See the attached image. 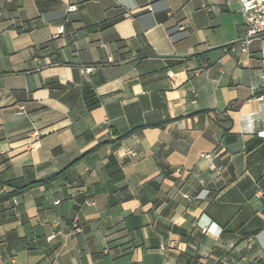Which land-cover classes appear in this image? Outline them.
Wrapping results in <instances>:
<instances>
[{"label":"crops","instance_id":"1","mask_svg":"<svg viewBox=\"0 0 264 264\" xmlns=\"http://www.w3.org/2000/svg\"><path fill=\"white\" fill-rule=\"evenodd\" d=\"M241 8L0 0V264H264V34L229 48Z\"/></svg>","mask_w":264,"mask_h":264},{"label":"built area","instance_id":"2","mask_svg":"<svg viewBox=\"0 0 264 264\" xmlns=\"http://www.w3.org/2000/svg\"><path fill=\"white\" fill-rule=\"evenodd\" d=\"M242 3L241 12L244 17L245 21V33L244 35L239 38L238 40H235L231 44H229V48L233 51L240 50L242 53L250 54L251 53V47L253 42L260 38L264 34V0H240ZM77 9V5L71 3L69 5L68 10L69 11H75ZM62 27L59 28V31H62ZM88 71L91 70V68H87ZM169 77L176 79V73L174 71H171L169 73ZM40 138L41 134L38 130L33 131V139L31 140L29 147L30 148H36L40 146ZM217 172L220 174L224 171L225 166L224 165H218L215 167ZM182 171L181 167H177L175 172L180 173ZM202 183L204 181L202 180ZM186 197H189L186 194ZM60 199H58L56 202L60 203ZM76 230H80L78 224H75ZM208 226H204V230H208ZM54 235L48 236V238H52Z\"/></svg>","mask_w":264,"mask_h":264},{"label":"trees","instance_id":"3","mask_svg":"<svg viewBox=\"0 0 264 264\" xmlns=\"http://www.w3.org/2000/svg\"><path fill=\"white\" fill-rule=\"evenodd\" d=\"M147 125H154V124H149V123H148ZM131 133H132V132H129V133H127V134H125V135H122V136H120V137L123 138V137H125V136H127V135H129V134H131ZM67 169H68V168L63 169L62 171H60L59 173L55 174V175L52 176L51 178H48V179H46V180H42V181H39V182H36V183L30 184V185H27V186H25L24 188H22L21 191H24V190L30 188L32 185H35V184H37V183H47L48 181H52L53 179L59 177L61 174H63L65 171H67ZM16 193H18V190L13 191L12 193L7 194V195H5V196H3V197H0V201H2V200H4V199H7V198H10V197L16 195Z\"/></svg>","mask_w":264,"mask_h":264}]
</instances>
